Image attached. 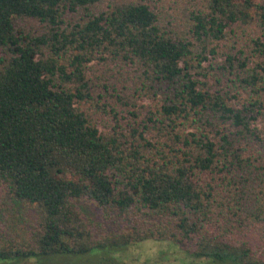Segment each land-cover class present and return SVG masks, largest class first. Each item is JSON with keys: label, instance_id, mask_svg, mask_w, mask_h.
<instances>
[{"label": "trees", "instance_id": "1", "mask_svg": "<svg viewBox=\"0 0 264 264\" xmlns=\"http://www.w3.org/2000/svg\"><path fill=\"white\" fill-rule=\"evenodd\" d=\"M7 201L38 230L0 260L106 248L88 201L184 264H264V0H0Z\"/></svg>", "mask_w": 264, "mask_h": 264}, {"label": "rangeland", "instance_id": "2", "mask_svg": "<svg viewBox=\"0 0 264 264\" xmlns=\"http://www.w3.org/2000/svg\"><path fill=\"white\" fill-rule=\"evenodd\" d=\"M78 207L94 240L104 243L106 248L92 249L80 255L52 254L30 258L12 256L0 260V264H184L190 261L186 250L192 248L191 244L159 240L158 228L149 223L144 226L136 225L133 218L118 215L88 201L80 202ZM37 230V218L30 207L13 201L0 204V249L17 251L26 246H34L28 238ZM163 231L168 233V230ZM135 233L149 238L129 243L121 249L108 247L112 245L110 242L119 237Z\"/></svg>", "mask_w": 264, "mask_h": 264}]
</instances>
